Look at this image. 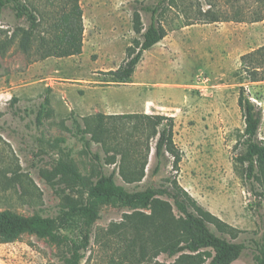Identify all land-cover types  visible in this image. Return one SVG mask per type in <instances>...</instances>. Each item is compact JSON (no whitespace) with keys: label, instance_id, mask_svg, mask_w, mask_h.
<instances>
[{"label":"rangeland","instance_id":"374dc122","mask_svg":"<svg viewBox=\"0 0 264 264\" xmlns=\"http://www.w3.org/2000/svg\"><path fill=\"white\" fill-rule=\"evenodd\" d=\"M24 1L36 8L41 21L36 41L52 40L56 34L51 28L60 14L57 1L55 5L50 0ZM79 2L85 32L83 53L78 56L42 59L35 50H23L18 41L22 30H30L29 20L17 19L12 6L0 19V43L17 33L8 50L0 52V211L57 217L72 200L80 199L78 189L56 174L60 160L75 163L91 182L118 167L106 163L102 143L85 132L86 118L163 114L175 119L176 142L184 152L181 185L207 211L237 230L236 237L224 236L211 226L217 235L245 246L233 264H256L258 250L264 247V186L258 179L246 180L245 166L237 161L245 150L246 128L238 102L243 86L262 111L259 138L264 140V82L251 83L242 68L244 55L264 47V21H234L236 8L229 0ZM210 4L226 20L209 23L203 13ZM149 6H160L159 19L168 35L144 53L130 82H112L108 72L127 60L130 47L138 51L136 41L142 42L134 30V13L140 12L146 28L152 18L143 8ZM39 111L44 113L41 120ZM126 136L127 130L122 131L121 140ZM151 143L149 175L156 141ZM165 176H170V167L138 187L126 184L120 175L117 181L142 189L163 185ZM137 211L149 214L147 209ZM125 213L131 210L102 206L98 220L84 227L92 243L80 264L108 263L95 234L122 222ZM69 252L68 243L26 232L14 243L0 244V264H66ZM173 261L161 254L147 264Z\"/></svg>","mask_w":264,"mask_h":264},{"label":"trees","instance_id":"16d2710c","mask_svg":"<svg viewBox=\"0 0 264 264\" xmlns=\"http://www.w3.org/2000/svg\"><path fill=\"white\" fill-rule=\"evenodd\" d=\"M55 1L60 6V14L51 28L56 34L52 40L36 41L41 21L35 14L36 8L24 0H0V19L7 6H12L17 19L27 18L30 30H22L19 48L30 53L35 50V54L42 59L81 55L85 28L80 2L50 0L52 5L56 4ZM175 1L178 0H170L172 3ZM229 1L236 8L234 21H264V0H252L249 5L241 4L243 0ZM212 7L210 4V8L203 13L209 23L226 20ZM143 9L151 13V23L145 28L140 12L135 11L134 30L141 36L142 42L136 41L138 51L130 47L127 60L117 70L108 72L112 82H130L144 53L168 35V30L159 19L160 6ZM16 37L17 33H14L10 41L0 43V52L7 51ZM242 68L251 83L264 82V47L244 55ZM245 91L242 86L238 102L246 124L245 150L237 161L245 166L246 180L258 179L264 186V140L259 138L262 111L246 96ZM43 115L39 111L38 119L41 120ZM86 127L85 132L92 134V141L104 146L106 163L118 167L109 174H100L95 182H91L75 163L60 160L56 174L68 181L71 187L77 188L81 198L72 200L57 217H28L10 209L0 211V244L14 243L26 232L35 233L60 244L68 243L70 252L65 258L66 264H80L83 252L92 243V236L90 232H84V227L90 228L100 217L102 206L111 204L128 208L131 213H125L122 222L95 234L96 244L100 242L107 252V264H147L161 254L174 259L170 264H205L207 261L210 264H233L242 257L245 246L224 237H236L237 230L207 211L179 181L184 152L176 142L173 117L146 113L97 115L86 118ZM125 130L127 136L122 141L121 133ZM152 140L156 141L155 161L149 175L147 167L152 154ZM87 146H90L89 142ZM96 158L101 159L98 154ZM169 167L170 176H165V183L161 186L130 189L117 181L120 175L126 184H137L134 187H138L147 177L159 176ZM145 209L149 210V214L137 211ZM211 226L224 236L217 235ZM256 264H264V247L258 250Z\"/></svg>","mask_w":264,"mask_h":264}]
</instances>
